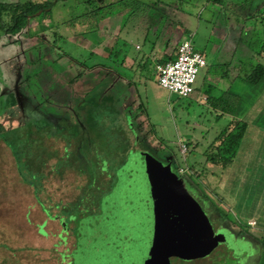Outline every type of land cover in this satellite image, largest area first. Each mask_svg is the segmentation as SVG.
Masks as SVG:
<instances>
[{"label": "rangeland", "instance_id": "rangeland-1", "mask_svg": "<svg viewBox=\"0 0 264 264\" xmlns=\"http://www.w3.org/2000/svg\"><path fill=\"white\" fill-rule=\"evenodd\" d=\"M58 1L51 9L50 24L43 23L48 19L47 14L36 18L38 24L32 22L36 29L29 26L31 36L26 29L15 36L0 34V82L7 83L4 90L10 92L15 90L14 82L17 84L16 117L24 115L27 98L29 105L37 108L33 114L29 112L26 123H19L21 133L30 134V140L36 145L41 134L54 133L55 127H63L60 125L62 117L68 125L79 127L86 122V110L94 115L89 102L108 96L107 81L113 76L112 72L117 74V64L122 60V55L116 58L113 51L121 46L128 54L139 55L141 70L133 75L136 93L129 92L127 98L115 94L114 90L109 92L119 98L111 103L114 112L107 111L111 123H106V127L115 124L125 130L126 123L129 128L135 125L138 138H143L147 146L135 141L122 166L105 167L104 173L99 172L91 156H88L91 161L79 158L77 165L79 162L82 165L76 169V163L72 164L75 161L68 158L70 152L53 168L63 155L64 142L60 136L50 135L44 140L50 152L49 158H45L46 178L36 193L33 187L21 181L12 157L0 142V264H62L66 257L72 258L73 264L101 261L107 264H263L264 240L257 238L260 232L256 228L246 224L250 217L247 197L250 189L254 192L259 187L256 185L259 180L255 186L242 184L241 179L225 185L218 171L203 165L208 145L226 127L228 119L220 120L208 107L198 105L189 97L172 99L179 101V107L171 108L168 91L153 80L155 64L173 55L183 40H190L218 69L223 59L233 65L232 51L247 50L249 40L254 49V42L258 46L262 39L254 35V31L250 32L254 29V19L244 21L245 25L241 20L225 22L220 10L205 2L188 1L182 4L183 10L177 9L175 1H171V5L160 3L157 10L137 19L132 17L121 25L120 18L124 14L118 13L114 18V12L94 11L97 3L92 0ZM115 1L103 0L99 6ZM259 1L264 3V0ZM256 10L264 16V4L258 5ZM55 12L62 16L58 24L53 20ZM160 14L164 16L162 23H159ZM241 26L242 42L238 36ZM157 30L155 44L149 49L152 41L148 37L142 40V37L145 33L152 36ZM111 36L116 38L109 40ZM208 43L213 49L218 46L223 51L210 53L205 50L209 48ZM136 44L141 48L139 51L134 49ZM61 51L70 58H59ZM263 60L256 61L264 64ZM32 68L39 69L40 74L27 90L20 82L23 73ZM202 69L197 80L202 76ZM91 96V101L81 104ZM253 97L254 116L251 117L258 121L262 111L257 106L261 97L259 86L254 88ZM140 103L141 110L138 109ZM126 114L133 120H126ZM256 123L259 122L250 125ZM83 129L85 132L80 133L90 139L89 128ZM113 134L120 135L115 130ZM124 134L120 136L122 142L126 140ZM129 134L133 140L130 131ZM187 135L198 136L199 142L193 143V151L183 159L177 142L178 138L186 140ZM107 137H112L111 131H107ZM238 155L239 164L232 167L234 176L242 172L254 179V168L248 165L246 153L241 151ZM166 156H172L174 161L171 163ZM192 165L200 171V176L191 177L189 167ZM89 184L93 186L89 188ZM208 193H214L221 205L219 201L213 202L215 197ZM98 199L99 210L95 206ZM194 204L204 212L213 235L209 230L204 233L198 224L201 220L193 216ZM40 206L44 207V213ZM178 211H183L186 218L171 219ZM44 219L47 223L42 224L39 231L37 226ZM213 237L217 238L215 245Z\"/></svg>", "mask_w": 264, "mask_h": 264}, {"label": "trees", "instance_id": "trees-1", "mask_svg": "<svg viewBox=\"0 0 264 264\" xmlns=\"http://www.w3.org/2000/svg\"><path fill=\"white\" fill-rule=\"evenodd\" d=\"M92 1L97 3V7L94 11L97 10L98 12L100 11L103 13L108 10L106 11L107 14H113L112 12L116 14L121 11H127L128 19L144 14L146 15L148 12L151 13L154 10H157V6H159L160 3H167L171 5V1H175L176 4L174 6L177 7V9H182V4L187 3L188 1L190 3L198 1L205 2L209 5L217 7L218 10H220L222 16L225 17V22L228 20L234 22V19L236 21L241 20L240 22L244 23V21H250L254 19V23L252 24L254 25V29L252 31L250 30V32L253 33L254 31V35H260L259 37L262 36V39L259 40L258 46H256L254 42V49H252L250 40L249 44H246L248 46V50H250L254 54V65L252 64V57L249 58V61L247 63L249 65H253L251 71L248 73V78L250 77V79L247 78V80L254 88L259 86L261 90V88L264 86V64L258 63L256 61L257 59L264 58V16L260 13L259 10H256L258 5L260 6L264 3L260 4L259 0H157L155 3L151 4H148L144 0H116L115 2L104 4L102 6H99V4H101L103 0ZM54 2L55 0L41 2L36 0H26L24 2H0V34L15 36L22 29H26L28 31V35L31 36L33 33H31L28 26L29 22L38 17L41 18L44 14L50 13ZM252 9H254L253 15H251L253 12ZM38 12L39 15H36ZM228 17L230 19H228ZM162 18H164V16ZM245 24L247 23H244V25ZM238 29L239 41L242 42L241 35L242 33H244L243 26L239 27ZM229 34L232 35V33ZM107 52H111V50L107 49ZM113 52L116 58L120 54L122 55V60L117 64L121 66L125 58V54H122L124 51H122V48H119ZM68 55L69 54L61 51L59 52L58 57L62 58L63 56L70 58V55ZM174 58L175 55H171L165 61H158V64L173 60ZM39 74V69L32 68L31 70H26L23 73V77L20 83L23 85L27 83L26 85L29 86L31 81L35 82V79L38 78ZM113 90L117 95L120 92V88L118 87H114ZM109 92H112V90H109ZM109 92L108 96H104V99L96 100V98L92 97L94 99L92 100L94 115L92 113V123L89 122V127L92 133V138L90 140V145H92V162L96 163L98 165L97 167L99 172L103 173L104 171L106 172V170L104 169L108 167H111L112 169L116 167L120 168V166H122V164L124 163V157H126V155L128 154V150L130 149V147H134V145L136 144V140H131L130 135H128L119 125L113 124L109 125V127H106V123H111V120L109 121V118L107 117V111H113V106L111 105L112 100L108 99V97L109 95L116 97V95L109 94ZM94 95H96V97L98 98L97 94ZM14 101L15 100L12 94L0 93V115H2L3 111L6 110L9 105L14 106ZM81 104L83 105V103ZM141 108L142 103H140V105L138 106L139 110H141ZM86 113L90 114L91 112L86 110ZM41 114H43V112ZM257 122H259L256 124L260 128H264V124H262V122H264V115H261L260 119ZM247 128L248 124L246 122L237 120L231 122L230 127L226 128L218 135V144L216 146L212 145L208 148V150H206V152L204 153V155L206 156L205 161L214 167H225L230 164L236 154L237 148L239 147ZM79 130L80 129L74 125H67L65 138L63 139L67 147L70 143H72V139H75L77 137V135L79 134ZM114 130L116 132H119L120 135L118 137L113 134ZM107 131H111V138L107 137ZM122 134H124V137L126 139L123 142L122 137H120ZM43 137L44 135L41 134L39 140L35 141L37 143L35 145V143L30 140V134H28L27 132L24 134L21 133V127L4 130L3 126L0 125V140L10 149L16 163L19 178L21 179V181L26 182L29 186H32L36 193L41 188L39 180L41 179L40 173H42L45 158H49L50 155V152L44 144ZM138 141H140L142 145L147 146V143L143 138L139 139ZM79 144L80 146H82L81 143ZM83 149H86L85 145H83ZM86 151L90 152L91 149L87 148ZM91 166H89V168L93 169V167ZM93 179L95 181V178ZM91 185L93 186V184H89V188L91 187ZM95 206L96 209L99 210V199L96 200Z\"/></svg>", "mask_w": 264, "mask_h": 264}, {"label": "crops", "instance_id": "crops-1", "mask_svg": "<svg viewBox=\"0 0 264 264\" xmlns=\"http://www.w3.org/2000/svg\"><path fill=\"white\" fill-rule=\"evenodd\" d=\"M36 1L41 2L43 0H36ZM57 1L58 0H56L54 2L55 4L52 7H55L56 5L59 4L60 1H58V2ZM144 1L147 2L148 4H151V3H155L157 0H144ZM0 2H2V0H0ZM6 2H15V1L8 0ZM51 9H53V8H51ZM118 13H122V14L128 16L127 11H121ZM118 13L113 15L114 18H116ZM47 15H48V19L45 18L43 20L44 24H50V22H51V18H52L51 12L48 13ZM124 15H122L120 18L121 25L124 23H127L126 21L132 18L131 17L128 19V17H124ZM162 17L163 16L161 15V17L159 18V19H161V21L159 23H162ZM61 18H62V16L60 15L59 12L54 13L53 20H57V22H55V23H57V24L60 23ZM135 19H137V17H135ZM34 21H36L35 23H37V20L33 19L29 22L28 26L33 27V29L35 30L36 28L34 26H32L33 25L32 22H34ZM111 24H112V22H111ZM106 25H110V23H106ZM159 27H161V25H159ZM158 31L159 30L153 32L152 36H150L149 34H146V33L143 35L142 40H146V38L148 37L152 41L151 42L152 44L149 43V49L155 44V40L157 39L156 34L158 33ZM34 33H36V32H34ZM115 38H116V36L115 37L111 36L108 39L110 40V39H115ZM149 39H147V40L150 41ZM98 41H99V39H97V42ZM208 45H209V43H208ZM120 48H122V47L120 46ZM134 49L136 51L137 50L139 51L141 48L139 47V45L136 44V45H134ZM205 50H209V52L214 54V55L217 53V51H219V53H220V51H223V50L219 49L218 46L213 49V47H210V45H209V48L205 49ZM122 51H124V49H122ZM92 52H93V50H92ZM200 52H202V51H200ZM232 52H234L233 53V59H234L233 65H231L230 62L228 63L225 59H223L220 62V64H222V66H221L222 68L220 67L218 69V67H215L213 64H210V62H208L206 60V66H205V68L202 69V72H201L202 76L200 75L201 77L198 80H196V83L194 86V92L189 98L191 101L196 102L198 105H204L205 107H208V109H210L212 112L216 113V117L220 118V120H222L224 118L228 119V124L226 125V127L221 129L219 131V133H217V135L214 137L211 144L208 145V148L212 145L216 146L218 144V141H217L218 135L222 131H224L226 128H229L231 122H234L235 120H237V121L246 122L248 124V128L246 129L244 136L240 142V145L237 148L236 154H235V156H234V158L230 164H228L225 167H214L211 164L207 163L204 159L203 165H204V167L207 166L208 168L215 169L216 172L218 171V173L221 174V181L225 185L230 184V183L235 184V181H239V179H241L242 184H245V185H251L252 184L255 186L257 180H259V183L256 184L259 187L254 189V192H253V190L250 189V193L248 194V197H247L249 200V205H250V207L248 208V210L250 211V217L248 218L246 224L250 228H254V229L256 228L260 232V234L258 235L257 238H259V239H261V241H263L264 240V179H263L264 178V128H260L257 124L250 125L251 123H254L257 121H254V119H252V117H251V116H254V97H253L254 87L251 86L247 80L248 73L251 71V68L253 65H249L246 63V60L249 61L250 57H252V59H254V54L250 50H248V49L246 50L243 48H239L238 50L236 49ZM202 53L205 54L204 52H202ZM122 54H125V58L121 64V66H119V68L118 67L116 68L117 74L112 72L113 76H111L107 82H109V86H110L109 89L110 90H113L114 87H118L121 90V93H120L121 97L127 96V98H128L129 92L136 93L135 79H134L133 75H134V73H138L139 70H141L140 63H139L140 58H139V55L128 54L126 51H124ZM175 54H176V52L172 56H174ZM246 55H248V56L246 57ZM144 56L146 57L147 55L144 54ZM170 56H171V54H169L168 57H170ZM142 57H143V55H142ZM205 58H207V57H205ZM233 59H232V61H233ZM157 64H155V66ZM1 73L2 72H0V74ZM118 73H120V76H117ZM248 79H250V77ZM153 80L157 84L156 75L154 76ZM113 81H114V83H113ZM15 84H16V82H14V88H15ZM6 87H7V83H4V81H2L0 83V91L2 90V94H5V91H3V90H4V88L6 89ZM13 92H14L15 97H16L15 101H14L15 102L14 106L18 109L19 108V104H18L19 101H18V97L16 96V94H17L16 88ZM247 92H248V96H246ZM7 94H10V93L7 92ZM120 94L118 93V95H120ZM260 96L263 98L261 100L260 99L261 97H259V101H258L257 106H259L258 109L262 110L261 115H264V86L260 90ZM115 98L117 100L119 97L118 96L115 97L112 95L110 97H108V99L112 100V102H113V100L116 101ZM137 98H138V96H137ZM168 98L170 99V104H172L171 108L175 107V109H176V107L177 108L179 107V101H177L178 98L174 94H171L168 92ZM172 99H177V100L172 101ZM10 106L11 105H9L7 107V109L3 111L2 115H0V125L3 126L4 130L16 128L18 126H21L19 123L24 124L27 121L26 115L21 116V118H17L16 117V108L14 106H11V107ZM9 109H11L13 112L10 111ZM112 112H114V111H110V113H112ZM23 113H25V112L23 111ZM248 122H251V123H248ZM195 126H197V125H195ZM227 130H230V129H227ZM45 138H47V136L43 137V139H45ZM178 139H179L177 142L178 143V150H179L180 144H186V146H187V152L184 154V156H182L180 154L183 157V159L186 158L185 155L187 153H190L191 151H193L192 150L193 149V143L197 144L199 142L198 136H195V135H192V136L187 135L186 140H184L183 138H178ZM0 142L7 148L9 155L12 157V160L14 163L13 164L14 169L18 175L16 163L14 161V158L11 154L10 149L1 140H0ZM208 148H207V150H208ZM241 151H244L246 153L245 158L247 159L248 165H250L252 168H254V177H253L254 179H252L251 176H247V174L243 175L242 172H240L241 175L236 174L234 176V174H233L232 167L236 163H238V162H236V160L238 159L237 155L240 154ZM166 157H167L166 159L171 161V163L174 161V158L172 156H166ZM236 157H237V159H236ZM244 167L246 168L245 165H244ZM179 170H180V168L178 169V171ZM189 171H190L191 177H198L201 175L200 171L197 168H195L194 165L189 167ZM40 174H41V179L39 181L41 184L43 182V180L46 178V176L43 173V171ZM252 176H253V174H252ZM22 182H24V181H22ZM24 183L26 185H28L26 182H24ZM231 191L235 192L234 189ZM208 194L214 196V193H208ZM219 200L220 199L218 197L213 198V202L216 201V203H218L217 201H219ZM221 203L222 202L219 201V205H221ZM40 207H41V210L43 212L44 207H42V206H40ZM224 212L227 213L226 210H224ZM241 217L243 218V216H241ZM46 219L40 221L39 225L37 226L39 231H40L39 227L42 224L46 225V223H47ZM250 221L255 222V224L253 226H249L248 222H250ZM262 246H263V244H262ZM263 247H262V249L264 251ZM261 262H263V264H264V256H263Z\"/></svg>", "mask_w": 264, "mask_h": 264}, {"label": "built area", "instance_id": "built-area-1", "mask_svg": "<svg viewBox=\"0 0 264 264\" xmlns=\"http://www.w3.org/2000/svg\"><path fill=\"white\" fill-rule=\"evenodd\" d=\"M206 66L204 54L197 51L190 40H183L176 48L175 58L155 66L157 84L179 99L190 97L201 68ZM182 156L187 152L186 144L179 145ZM178 172H182L180 169ZM255 222H248L253 226Z\"/></svg>", "mask_w": 264, "mask_h": 264}, {"label": "flooded vegetation", "instance_id": "flooded-vegetation-1", "mask_svg": "<svg viewBox=\"0 0 264 264\" xmlns=\"http://www.w3.org/2000/svg\"><path fill=\"white\" fill-rule=\"evenodd\" d=\"M9 36V35H8ZM105 83H107V82H105ZM27 83H25L24 84V89H27V90H29L28 88L30 87V86H28V85H26ZM37 87H38V89H37V91L39 92V97L41 98V100L40 101H42V96H41V91H40V87L37 85ZM110 90V89H109ZM3 91H5V93H10V94H12L13 95V98H14V100H15V94H14V92L13 91H6V90H3ZM17 92V91H16ZM18 93V92H17ZM92 93V89H91V91L89 92V94H88V96L90 95ZM16 96H17V94H16ZM18 97V96H17ZM91 98H92V96L91 97H88L87 99H84L83 100V104H86V103H88L89 101H91ZM27 101L26 102H24V103H26L27 104V107L25 108V109H23V111L25 112L24 113V115H26V118H28V116H29V112H31L32 114L34 113V110H36L37 108L35 107L34 108V106H32V105H29V103H28V98L26 99ZM45 100V99H44ZM84 102H86V103H84ZM89 103H92V101L91 102H89ZM92 105V104H91ZM22 111V110H21ZM38 111H39V109H38ZM108 114V113H107ZM43 115V114H42ZM59 117V116H58ZM87 117V120H86V122H84L81 126H77V125H74V126H76V127H78L80 130H79V134L77 135V137L75 138V139H72V143H70L69 145H68V147L65 145V142H64V140H63V142H64V145H63V155H62V157L61 158H59L57 161L59 162V161H63L64 160V156H65V154L66 153H68V152H70V154L68 155L69 157L68 158H71V156H72V159L75 161V162H73L72 164L73 165H75V163H76V165H77V162H78V159L79 158H83V160L84 161H91L90 160V158L92 157V145H90V140H91V138H92V133H91V130H90V127H89V122H91L92 123V115L91 114H86L85 115V118ZM61 118V117H60ZM109 118V120H110V117H108ZM125 118H126V120L128 119H131V116L129 115V114H126V116H125ZM50 121V120H49ZM65 121V118L64 117H62L61 118V126H63V127H60V129H59V127L57 126V127H55L54 129L56 130H54L55 132H57V133H52V132H50V133H48V134H46V135H44V136H47V138H49L50 137V135H58V136H60L62 139H64L65 138V128H67V123H65L64 122ZM49 123V122H48ZM53 124L55 123V121H53L52 122ZM80 123V122H79ZM69 125H71V124H69ZM68 125V126H69ZM56 126V125H55ZM126 126H127V129H125L124 131L128 134V135H130L129 134V131H130V133H131V137H132V139L135 141H138L139 139H142V138H138V131L136 130V129H134V127H135V125H132L131 126V128H129V126H128V124L126 123ZM65 127V128H64ZM85 127H88L89 128V130H88V132H89V135H90V139L88 138H86L85 136H83V135H85V133H83V134H81L80 132H85L84 131V129L83 128H85ZM86 130V129H85ZM134 130V131H133ZM52 133V134H51ZM45 139H43V141H44ZM83 141V142H82ZM79 143H81L82 144V146H80V144ZM78 144H79V146H78ZM83 145H85L86 146V149L87 148H90L91 149V151L90 152H87L86 151V149H83ZM76 146V147H75ZM82 147V148H81ZM79 148V149H78ZM81 148V149H80ZM48 149V148H47ZM81 150V151H80ZM88 156H91L90 158H88ZM57 161H56V163H55V165H54V167L53 168H55V166L57 165ZM86 163V162H85ZM78 165H82V164H80V162H79V164ZM77 165V167H76V169H78L79 168V166ZM45 166H46V163H44V165H43V169H42V171H43V173H44V168H45ZM67 170H69V169H67ZM66 170V171H67ZM56 173V172H55ZM103 173V172H102ZM57 175H59V176H61V174H58V173H56ZM63 174V173H62ZM55 207H57L56 205H54ZM48 211V210H47ZM48 221H50V220H48ZM60 229H61V226H60ZM60 231V230H59ZM59 236H60V234H58ZM65 243H66V241H65ZM62 264H73L72 263V258H69V257H66L65 259H64V263L63 262H61Z\"/></svg>", "mask_w": 264, "mask_h": 264}, {"label": "water", "instance_id": "water-1", "mask_svg": "<svg viewBox=\"0 0 264 264\" xmlns=\"http://www.w3.org/2000/svg\"><path fill=\"white\" fill-rule=\"evenodd\" d=\"M36 15H39V12L36 14ZM17 87V84H15V88ZM120 198V197H118ZM118 202L121 201L120 199L117 200ZM193 207V210H192V213H193V216L196 217V218H199L201 220V222L203 223H198L204 230V233L207 232L208 233V230L210 231V233H212L213 235V231L210 227V224L208 223L207 219H206V216L204 215V212L201 210V208L199 207V205L197 204H194ZM169 215H171L169 213ZM180 216H184L185 217V213H183V211H178V213H176L175 215H172V218L171 219H177V218H180ZM186 218V217H185ZM217 239V238H216ZM215 237H213V243L212 244H217V241H216ZM166 257V256H165Z\"/></svg>", "mask_w": 264, "mask_h": 264}, {"label": "snow or ice", "instance_id": "snow-or-ice-1", "mask_svg": "<svg viewBox=\"0 0 264 264\" xmlns=\"http://www.w3.org/2000/svg\"><path fill=\"white\" fill-rule=\"evenodd\" d=\"M97 264H107V262L101 261V262H97ZM112 264H115V262H112Z\"/></svg>", "mask_w": 264, "mask_h": 264}]
</instances>
